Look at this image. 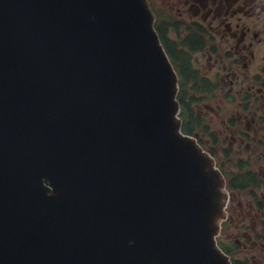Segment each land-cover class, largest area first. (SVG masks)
I'll list each match as a JSON object with an SVG mask.
<instances>
[{"label":"water","instance_id":"1","mask_svg":"<svg viewBox=\"0 0 264 264\" xmlns=\"http://www.w3.org/2000/svg\"><path fill=\"white\" fill-rule=\"evenodd\" d=\"M152 22L145 0H0V264H231Z\"/></svg>","mask_w":264,"mask_h":264},{"label":"flooded vegetation","instance_id":"2","mask_svg":"<svg viewBox=\"0 0 264 264\" xmlns=\"http://www.w3.org/2000/svg\"><path fill=\"white\" fill-rule=\"evenodd\" d=\"M152 1L183 126L226 179L218 242L237 264H264V0ZM242 177L244 190L228 187Z\"/></svg>","mask_w":264,"mask_h":264},{"label":"rangeland","instance_id":"3","mask_svg":"<svg viewBox=\"0 0 264 264\" xmlns=\"http://www.w3.org/2000/svg\"><path fill=\"white\" fill-rule=\"evenodd\" d=\"M145 2H146V5H147V7H148V9H149V4L150 5H152V8H153V1L152 0H145ZM193 140H194V142L196 143V145L206 154V155H208V157H210L211 158V160H213V163H214V165H215V169H216V171H218L219 173H220V175H221V177H222V180H223V182H224V187H225V182H226V179H225V177H224V175L222 174V172L220 171V166H219V162L217 161V159L213 156V154H211L210 152H209V150H207L206 148H204L203 146H202V144L201 143H199L198 142V140H196V138L191 134V136H190ZM225 192H226V190H225ZM226 195H227V193H226ZM228 196V195H227ZM226 206H227V198H226V200L224 201V203H223V212H222V217L217 221L218 222V225H219V223H220V221H224V219H225V208H226ZM217 225V226H218ZM219 231V230H218ZM217 231V232H218ZM221 232H219V234H220ZM234 233V232H233ZM217 235H218V233H217ZM216 235V236H217ZM231 260V259H230Z\"/></svg>","mask_w":264,"mask_h":264},{"label":"trees","instance_id":"4","mask_svg":"<svg viewBox=\"0 0 264 264\" xmlns=\"http://www.w3.org/2000/svg\"><path fill=\"white\" fill-rule=\"evenodd\" d=\"M154 28H155V30H156V32L158 31L157 30V25H156V23H154ZM182 132L184 133V134H187V135H191V133H192V131H190V130H188V126L187 125H185V126H183L182 127ZM237 179H239V178H237ZM245 181H246V179H245V177H242V182L240 183V182H236V179L234 178V180L232 181V182H230V184H229V188H231L232 190H236V189H238V190H244L245 188H244V186H246L245 185ZM221 247V246H220ZM221 249H222V251L225 253V254H227V255H232L233 256V254L232 253H230V252H227L223 247H221ZM231 259H232V257H231ZM231 262H232V264H237L233 259L231 260Z\"/></svg>","mask_w":264,"mask_h":264},{"label":"bare ground","instance_id":"5","mask_svg":"<svg viewBox=\"0 0 264 264\" xmlns=\"http://www.w3.org/2000/svg\"><path fill=\"white\" fill-rule=\"evenodd\" d=\"M181 123V122H180ZM181 127H182V124H181ZM180 133L182 134V129L180 128ZM183 135V134H182ZM184 136V135H183ZM191 140H193L190 136L191 135H187ZM185 137V136H184ZM194 141V140H193ZM208 157V156H207ZM209 158V157H208ZM212 163H213V160H212ZM211 164V163H210ZM213 166H214V168H212V169H214V170H216L215 169V165H214V163H213ZM212 165H211V167H213ZM211 169V170H212ZM215 193L217 194V199H218V203L220 204H222L225 200H226V198H227V195H226V192H225V187H224V184H223V181H221V183L219 182V183H216V188H215Z\"/></svg>","mask_w":264,"mask_h":264}]
</instances>
